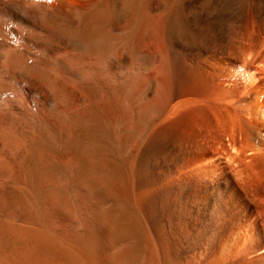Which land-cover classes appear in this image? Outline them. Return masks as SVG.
<instances>
[{"label": "bare ground", "instance_id": "1", "mask_svg": "<svg viewBox=\"0 0 264 264\" xmlns=\"http://www.w3.org/2000/svg\"><path fill=\"white\" fill-rule=\"evenodd\" d=\"M0 264H264V0H0Z\"/></svg>", "mask_w": 264, "mask_h": 264}]
</instances>
